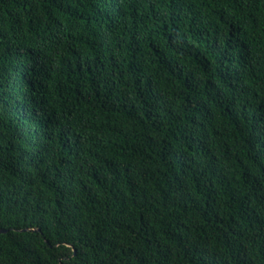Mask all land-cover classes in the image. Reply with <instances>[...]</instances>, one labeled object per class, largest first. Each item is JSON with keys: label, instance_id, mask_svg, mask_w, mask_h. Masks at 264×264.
<instances>
[{"label": "trees", "instance_id": "16d2710c", "mask_svg": "<svg viewBox=\"0 0 264 264\" xmlns=\"http://www.w3.org/2000/svg\"><path fill=\"white\" fill-rule=\"evenodd\" d=\"M0 264H264V0H0Z\"/></svg>", "mask_w": 264, "mask_h": 264}, {"label": "water", "instance_id": "95a60500", "mask_svg": "<svg viewBox=\"0 0 264 264\" xmlns=\"http://www.w3.org/2000/svg\"><path fill=\"white\" fill-rule=\"evenodd\" d=\"M0 232H6V230H0Z\"/></svg>", "mask_w": 264, "mask_h": 264}]
</instances>
